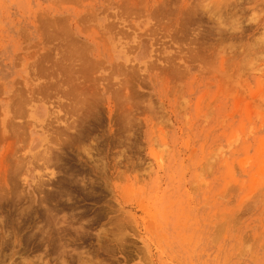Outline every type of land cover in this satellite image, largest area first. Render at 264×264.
<instances>
[{"label": "rangeland", "instance_id": "1", "mask_svg": "<svg viewBox=\"0 0 264 264\" xmlns=\"http://www.w3.org/2000/svg\"><path fill=\"white\" fill-rule=\"evenodd\" d=\"M99 262L264 264V0H0V264Z\"/></svg>", "mask_w": 264, "mask_h": 264}, {"label": "bare ground", "instance_id": "2", "mask_svg": "<svg viewBox=\"0 0 264 264\" xmlns=\"http://www.w3.org/2000/svg\"><path fill=\"white\" fill-rule=\"evenodd\" d=\"M87 49H88V48H87ZM88 50H89V49H88ZM75 51H76V50H75ZM86 51H87V50H86ZM86 51H85V52H86ZM79 52H80V51H79ZM82 53H83V52H82ZM71 54H74V53L72 52ZM77 54H78V53H77ZM80 54H81V53H80ZM86 54H87V52H86ZM81 55H82V54H81ZM83 55L85 56V53H83ZM87 56H88V55H86L85 57H87ZM62 59H63V58H62ZM84 61H85V59H84ZM86 62H87V61H86ZM79 63H82V62L80 61ZM87 63H89V62H87ZM90 63H91V62H90ZM93 63H94V62H93ZM77 64H78V63H77ZM69 65H71V64H69ZM83 65H84V64H83ZM67 67H68V66H67ZM93 67H94V66H93ZM72 68H73V67H72ZM75 68H76V67H75ZM75 68H73V69H75ZM79 68H80V67H78V69H79ZM69 69H70V68H69ZM83 69H85V68L83 67ZM89 70H90V69H89ZM70 71L73 72V71H75V70H70ZM77 71H78V70H77ZM84 72H85V71H84ZM88 72H89V71H88ZM73 73H74V72H73ZM80 73H81V72H80ZM85 73H86V72H85ZM75 74H76V72H75ZM82 74H84V73L82 72ZM87 74H89V73H87ZM70 75H71V74H69V76H70ZM77 75H78V73H77ZM85 75H86V74H85ZM65 76H67V75H65ZM65 76H64V78H65ZM73 76H74V75H73ZM80 76H81V74H80ZM74 77H75V76H74ZM74 77H73V78H74ZM84 77H87V75L84 76ZM84 77H82V78H84ZM71 78H72V76H71ZM71 78H70V79H71ZM76 78H77V76H76ZM65 79H66V78H65ZM74 79H75V78H74ZM74 79H72V80H74ZM75 80H76V79H75ZM67 81H68V79H67ZM67 81H66V82H67ZM86 81H87V80H86ZM72 83H73V82H72ZM77 83H79V82H77ZM80 83H81V82H80ZM83 84H84V82H83ZM85 86H86V85H85ZM67 87H69V86H67ZM70 87H71V86H70ZM72 87H73V86H72ZM74 87H75V86H74ZM86 88H87V87H86ZM86 88H85V90H86ZM68 89H69V88H68ZM83 90H84V89H83ZM83 90H82V91H83ZM82 91H81V93H82ZM63 93H66V92H63ZM81 93H80V94H81ZM73 94H74V93H73ZM76 94H78V93L76 92ZM82 94L84 95V91H83ZM72 96H73V95H72ZM72 96H71V98H72ZM78 96H79V95H78ZM80 97H81V95L79 96V98H80ZM88 97H89V96H88ZM85 99H88V98L85 97ZM75 100H77V99H75ZM88 100H89V99H88ZM80 101H82V102L84 103V101H86V100L83 101L82 98H81ZM73 102H75V101H73ZM75 104H77V103H75ZM88 104H89V103H88ZM69 105H70V103H69ZM81 105H82V104H81ZM85 105H86V102H85ZM72 106H73V104H72ZM75 106H77V105H75ZM75 106L72 107V109H73V108L75 109L74 114L76 113V107H75ZM78 106H80V105H78ZM80 107H81V106H80ZM80 107H79V108H80ZM70 108H71V107H70ZM79 108H78L77 110H80ZM72 109H70V110H72ZM81 109H82V108H81ZM83 109H84V108H83ZM85 111H86V110H85ZM85 111H83V112H85ZM77 112H79V111H77ZM80 112H81V111H80ZM80 112H79V113H80ZM79 113H76V114L79 115ZM88 113H89V112H88ZM82 114H83V113H82ZM78 115H76V116H78ZM84 116H85V115H84ZM84 116H83V117H84ZM89 117H90V116H89ZM87 120H90V119H88V116H87ZM73 121H74V120H73ZM81 121H82V119H81ZM67 122H68V121H67ZM77 122H78V121H77ZM82 122H83V121H82ZM82 122H81V123H82ZM68 123H69V122H68ZM73 123H74V122H73ZM84 123H85V122H84ZM84 123H83V124H84ZM91 123H92V122H91ZM79 124H80V120H79ZM79 124H78V125H79ZM87 124H88V122H87ZM69 125H70V127H71L72 124H69ZM88 125H89V124H88ZM88 125H87V126H88ZM91 125H92V124H91ZM75 126H77L76 123H75L74 127H75ZM80 127L82 128V124H81ZM84 127H85V126H84ZM90 127H91V126H90ZM77 128H78V126H77ZM75 129H76V128H75ZM78 129H79V128H78ZM78 129H76V131H77ZM87 129H88V128H87ZM80 130H82V129H79V131H77V134H78V132H80ZM76 131H75V132H76ZM89 133H90V132H89ZM75 134H76V133H75ZM77 134H76V135H77ZM84 134H85V133H84ZM86 134H87V133H86ZM79 135H81V134H79ZM82 135H83V134H82ZM87 135H88V134H87ZM87 135H85V136L87 137ZM88 136H89V135H88ZM79 137H80V136H79ZM83 137H84V136H83ZM83 137H81V138H83ZM91 138H92V137H91ZM78 139H79V138H78ZM84 139H85V137H84ZM87 139L90 140V137L87 138ZM94 139H95V138H94ZM79 140H81V139H79ZM79 140H78V141H79ZM80 142H81V141H80ZM96 144H98V143H96ZM86 145H89V144H86ZM91 146H92V145H91ZM85 148H86V147H85ZM91 148H92V147H91ZM85 151H88V150L85 149ZM98 151H99V150H98ZM89 152H90V151H89ZM89 152H88V154H89ZM83 167L85 168V166H83ZM76 168H78V166H77ZM74 169H75V168H74ZM81 169H82V167H81ZM90 169H91V168H90ZM83 170H84V169H83ZM85 170H86V169H85ZM89 172H90V170H89ZM90 173H91V172H90ZM78 175H79V174H78ZM83 176H84V175H83ZM73 177H74V176H73ZM77 177H78V176H76L75 178H77ZM87 177H88V176H87ZM87 177H86V178H87ZM83 179H84V178H82V180H83ZM84 180H85V179H84ZM85 194H86V193H85ZM89 194H90V193H89ZM85 197H86V196H85ZM57 205H58V204H57ZM55 206H56V205H55ZM58 206H59V205H58ZM79 206H81V205H79ZM55 212H56V211H55ZM69 212H70V210H68V213H69ZM81 212H82V211H81ZM88 212H89V211H88ZM58 213H59V212H58ZM58 213H57V214H58ZM71 213H72V212H71ZM73 213H74V212H73ZM83 213H84V212H83ZM85 214H86V213H85ZM36 215H37V214H36ZM39 215H40V214H39ZM74 215H75V214H74ZM99 215H100V214H99ZM99 215H98V216H99ZM72 216H73V215H72ZM75 216H76V215H75ZM70 217H71V214H70ZM99 217H100V216H99ZM99 217H98V218H99ZM35 218H36V217H35ZM44 218H45V217H44ZM93 218H94V217H93ZM95 218H96V217H95ZM46 219H47V218H46ZM76 219H79V217L76 218ZM44 220H45V219H44ZM66 220H67V219H66ZM81 220H82V219H81ZM84 220H85V218H84ZM36 221H37V220H36ZM36 221H35V222H36ZM63 221H65V220H63ZM78 221H79V220H78ZM82 221H83V220H82ZM85 221H86V220H85ZM23 222H24V221H23ZM26 222H28V221H26ZM33 222H34V221H33ZM44 222H45V221H44ZM69 222H70V221H69ZM72 222H73V221H72ZM72 222H71V223H72ZM96 222H97V221H96ZM24 223H25V222H24ZM79 223H80V221H79ZM21 224H22V223H21ZM35 224H36V223H35ZM37 224H38V223H37ZM87 224H88V223H87ZM87 224H86V225H87ZM22 225H23V224H22ZM25 225H26V224H25ZM32 225H33V224H32ZM83 225L86 227L85 223H84ZM92 225H93V224H92ZM78 226H80V224H79ZM21 227H22V226H21ZM56 227H57V226H56ZM87 227H88V226H87ZM29 228H30V227H29ZM31 228H32V226H31ZM33 228H34L33 230L36 229L35 227H33ZM88 228H89V227H88ZM22 229H23V228H22ZM55 229H56V228H55ZM62 229H63V228H62ZM30 230H32V229H30ZM57 230H58V228H57ZM35 231H37V230H35ZM35 231H33V232H35ZM61 231H62V230H61ZM81 231H82V230H81ZM83 231H84V230H83ZM83 231H82V233H83ZM59 232H60V231H58V233H59ZM53 233H54V232H53ZM34 234H35V233H34ZM56 234H57V233H56ZM62 234H63V232H62ZM22 235H23V234H22ZM28 235L30 236V234H28ZM40 236H42V234H41ZM43 236H44V235H43ZM55 236H56V235H55ZM55 236H54V237H55ZM59 236H63V235H59ZM44 237H45V236H44ZM52 237H53V236H52ZM56 237H58V236H56ZM69 237H70V235H69ZM64 238H65V237H64ZM83 238H84V237H83ZM28 239H29V238H28ZM42 239H43V237H42ZM53 239H54V238H53ZM66 239H67V238H66ZM5 240H6V239H5ZM60 240H61V239H60ZM82 240H83V239H82ZM3 241H4V240H3ZM29 241H30V240H29ZM42 241H43V240H42ZM49 241H50V240H49ZM71 241H73V240H71ZM74 241H75V240H74ZM74 241H73V242H74ZM4 242H5V241H4ZM12 242H13V241H12ZM31 242H32V241H31ZM61 242H62V241H61ZM65 242H66V241H65ZM76 242H77V240H76ZM26 243H28V242H26ZM67 243H68V242H67ZM8 244H9V243H8ZM28 244H29V243H28ZM33 244H34V243H33ZM50 244H51V243H50ZM64 244H65V243H64ZM74 244H75V243H74ZM41 245H42V244H41ZM48 245H49V244H48ZM39 246H40V245H39ZM53 246H55V245H53ZM56 246H57V245H56ZM56 246H55L54 248H56ZM62 246H63V245H62ZM62 246H61V247H62ZM70 246H71V245H70ZM80 246H81V245H80ZM80 246H79V247H80ZM59 247H60V246H59ZM1 248H2V247H1ZM57 248H58V247H57ZM63 248H64V247H63ZM63 248H62V249H63ZM74 248H76V247H74ZM37 249H38V248H37ZM64 249H65V248H64ZM76 249H78V248H76ZM59 250H61V249H59ZM70 250H72V249H70ZM87 250H88V249H87ZM91 250H92V249H91ZM95 250H96V249H94V251H95ZM83 251H84V252H83ZM83 251H82V252L85 253V250H83ZM94 251H93V252H94ZM52 252H54V251H52ZM66 252H67V251H66ZM71 252H73V250H72ZM71 252H69V253H71ZM86 252H87V251H86ZM2 253H3V252H2ZM74 253H75V251H74ZM74 253H73V255H75ZM67 254H68V253H67ZM77 254H78V252H77ZM96 254H97V253H96ZM98 254H99V253H98ZM1 255H2V254H1ZM59 255H60V254H59ZM61 256H62V254H61ZM65 256H66V255H65ZM68 256H69V254H68ZM70 256H71V255H70ZM78 256L81 257L80 254H79ZM83 256H84V255H83ZM83 256H82V257H83ZM86 256H87V255H86ZM85 258H86V257H85ZM85 258H84V259H85ZM73 259H75V258H73ZM80 259L82 260L83 258H80ZM80 259H78V260H80ZM84 259H83V260H84ZM1 261H2V260H1ZM63 261H64V260H63ZM65 261H66V260H65ZM71 261H73V260H71ZM76 261H77V260H76ZM77 262H78V261H77ZM84 262H85V261H84ZM96 262H97V260H96ZM35 263H36V262H35ZM68 263H69V262H68ZM71 263H72V262H71ZM73 263H74V262H73ZM81 263H82V262H81ZM86 263H87V262H86ZM88 263H89V262H88ZM99 263H100V262H99ZM26 264H27V263H26ZM29 264H31V263H29ZM63 264H64V263H63ZM79 264H80V263H79ZM97 264H98V263H97ZM100 264H103V263H100Z\"/></svg>", "mask_w": 264, "mask_h": 264}]
</instances>
